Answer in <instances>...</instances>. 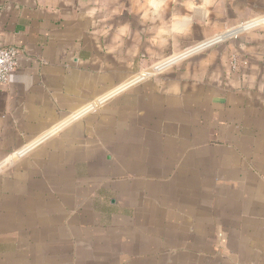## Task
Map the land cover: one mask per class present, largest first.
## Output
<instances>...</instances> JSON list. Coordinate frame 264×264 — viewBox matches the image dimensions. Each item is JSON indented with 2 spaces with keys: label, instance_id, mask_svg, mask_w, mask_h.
<instances>
[{
  "label": "crops",
  "instance_id": "crops-1",
  "mask_svg": "<svg viewBox=\"0 0 264 264\" xmlns=\"http://www.w3.org/2000/svg\"><path fill=\"white\" fill-rule=\"evenodd\" d=\"M0 11V264H264V0Z\"/></svg>",
  "mask_w": 264,
  "mask_h": 264
},
{
  "label": "built area",
  "instance_id": "built-area-1",
  "mask_svg": "<svg viewBox=\"0 0 264 264\" xmlns=\"http://www.w3.org/2000/svg\"><path fill=\"white\" fill-rule=\"evenodd\" d=\"M2 13L0 11V23ZM1 36V26H0ZM18 65V51L15 48L0 47V85L7 84Z\"/></svg>",
  "mask_w": 264,
  "mask_h": 264
},
{
  "label": "rangeland",
  "instance_id": "rangeland-1",
  "mask_svg": "<svg viewBox=\"0 0 264 264\" xmlns=\"http://www.w3.org/2000/svg\"><path fill=\"white\" fill-rule=\"evenodd\" d=\"M153 68H154V67H153ZM143 73H144V74H147V73L153 74V69H150V70L147 71V72L144 71V72H142L141 74H143ZM152 76H153V75H152ZM152 76H151V77H152Z\"/></svg>",
  "mask_w": 264,
  "mask_h": 264
}]
</instances>
